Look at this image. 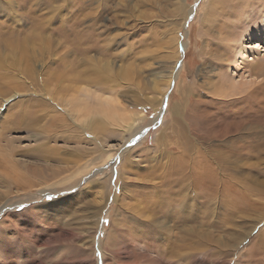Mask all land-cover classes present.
Listing matches in <instances>:
<instances>
[{
    "label": "rangeland",
    "instance_id": "1",
    "mask_svg": "<svg viewBox=\"0 0 264 264\" xmlns=\"http://www.w3.org/2000/svg\"><path fill=\"white\" fill-rule=\"evenodd\" d=\"M108 1L0 0V264H264V0Z\"/></svg>",
    "mask_w": 264,
    "mask_h": 264
},
{
    "label": "bare ground",
    "instance_id": "2",
    "mask_svg": "<svg viewBox=\"0 0 264 264\" xmlns=\"http://www.w3.org/2000/svg\"><path fill=\"white\" fill-rule=\"evenodd\" d=\"M110 1V0H109ZM109 1L106 3V8H108L107 7V5L109 4ZM233 1V0H232ZM237 1H240V4L241 5H243V0H237ZM247 1V0H246ZM263 1V0H262ZM111 2V1H110ZM248 2H250V4H252V6H251V10H250V14H251V12H253V6L255 5L254 4V1L253 0H248ZM238 3V2H237ZM246 3V2H245ZM258 3H259V1H258ZM261 3V2H260ZM263 3V2H262ZM261 3V4H262ZM264 4V3H263ZM104 6V7H105ZM259 7H261V6H259ZM105 8V9H106ZM260 10L262 9V8H259ZM262 11V10H261ZM264 12V11H263ZM260 13V12H259ZM91 14H83L82 15V17H81V21H83L86 17H88V16H90ZM256 16V15H255ZM262 17V16H261ZM250 18V15H247V16H245L244 17V22L246 21V20H248ZM253 18V17H252ZM98 20V17H95V18H92V23L89 25V27H88V29L86 30V31H90V32H92V33H94V32H96L94 35H98L99 34V32H97V28H96V21ZM243 21V20H242ZM80 23L81 22H79V24H78V22H73V23H71V25H70V30L71 31H75V33L76 32H81V31H77L78 30V27H79V25H80ZM73 26V27H72ZM237 26V25H236ZM235 26V27H236ZM85 31V32H86ZM83 33V32H82ZM260 33V30H257V31H255V32H252L251 33V35H250V38H258V37H261V34H259ZM252 44V43H251ZM183 47H184V45H183ZM53 48V47H52ZM251 48H253V49H255V47H252L251 46ZM258 49V48H257ZM78 51H81V49H78ZM259 52V51H258ZM261 52V51H260ZM61 58V57H60ZM60 58H59V60H60ZM262 59V58H261ZM62 60V59H61ZM65 61V60H64ZM263 61H264V59H263ZM262 62V61H261ZM176 63V62H175ZM256 64H257V62H255ZM259 63V62H258ZM107 64V63H106ZM106 64H104V65H106ZM186 65V64H185ZM258 65V64H257ZM109 66V65H108ZM175 66V65H174ZM184 67V66H183ZM183 67H181L182 68V70H183ZM258 68L257 69H255V70H257V72H261V73H264V62H262V63H259V65L257 66ZM103 68V67H102ZM178 68L179 69H181L180 68V63L178 64ZM253 68H254V66H253ZM185 69V68H184ZM103 70V69H102ZM181 71V70H180ZM105 73V72H104ZM106 73H108V72H106ZM173 73H174V71H173ZM30 77V75H28L27 73H25V79H23V81L25 82L28 78ZM169 80V79H168ZM26 83V82H25ZM25 83H23V84H25ZM261 83V82H260ZM234 86V85H233ZM261 86V85H260ZM155 87V86H154ZM235 87V86H234ZM242 90V89H241ZM245 90V89H244ZM243 90V91H244ZM83 92V90H80L79 92ZM154 91V90H153ZM89 91L87 90V93H88ZM252 92V91H251ZM90 93V92H89ZM88 93V94H89ZM81 95V94H80ZM84 95V94H83ZM162 96V95H161ZM76 96H74V98H75ZM79 97V96H78ZM80 97H82V96H80ZM88 97V96H87ZM82 98H84V97H82ZM79 99V101H80V98H78ZM103 102H104V104L106 105V106H110V105H115V103H114V101L113 100H109V99H104V100H102ZM109 101L112 103H110L109 104ZM77 102V101H76ZM72 103V102H71ZM71 103L69 104V105H71ZM244 103V102H243ZM72 105H74V103H72ZM77 105H78V102H77ZM65 106H67V104H65ZM105 106V107H106ZM74 107H76L75 105H74ZM74 107H72V108H74ZM79 107V106H78ZM115 107V106H114ZM112 108V107H111ZM75 109V108H74ZM106 109H108V107H106ZM74 111H77V110H74ZM162 112V111H161ZM160 112V113H161ZM106 113V112H105ZM159 113V114H160ZM76 114V113H75ZM133 133H134V131H133ZM132 134V133H131ZM130 134V135H131ZM138 134V133H137ZM134 136V135H133ZM132 136V137H133ZM134 138V137H133ZM132 138V139H133ZM257 140H258V138H257ZM258 149V148H257ZM256 149V150H257ZM123 151H126V150H123ZM122 151V152H123ZM120 154H121V152H119ZM117 155V154H116ZM49 156V155H48ZM119 157V156H118ZM229 160V159H228ZM192 163V162H191ZM190 163V164H191ZM193 163L194 164H192L191 166H189L188 167V164H186V163H182L181 165H179V168H178V170L177 171H175V172H173V175H174V177H175V180L174 181H178V179H180V178H182V179H184V178H186V183H185V185H184V187L185 188H195V187H198V186H200L201 188H202V190H203V188H205V189H208L207 190V193L209 192V189H210V193H212V192H217V190H215V189H213V187L212 186H209V185H207L210 181H215V183H216V188L217 187H219V185L220 184H222V186H221V192H225V190H227V189H231V186H232V184H233V182L235 181H233V179H229V180H225V181H222L219 177H217L216 175L215 176H213V177H211V179L212 180H209V179H203V177H201L200 175H198V174H196L195 176H194V179H191L190 178V176H191V174L192 173H195V172H197V167H198V164L195 162V161H193ZM177 168H175V169H177ZM77 169V168H76ZM87 169V168H86ZM90 170V169H89ZM89 170H88V172H89ZM96 170V169H95ZM102 170V169H101ZM8 171V170H7ZM43 171V170H42ZM3 172V171H2ZM84 172H87V170L86 171H84ZM12 173H14V172H12ZM51 173H52V171H51ZM46 174V173H45ZM82 174H85V173H82ZM92 174V173H91ZM88 175V176H92V175ZM55 177H56V173H55ZM87 177V176H86ZM156 176L154 177V179L156 180ZM84 179V178H83ZM122 180H124V179H122ZM153 180H151V182H152ZM50 182V181H49ZM86 182V181H85ZM90 182V181H89ZM237 183H240L241 184V180H237L236 181ZM88 183V182H87ZM91 183V182H90ZM100 183V182H99ZM57 184V183H56ZM55 184V185H56ZM79 184V183H78ZM77 184V185H78ZM89 184V183H88ZM153 185V184H152ZM151 185V186H152ZM177 185H178V183H177ZM59 186V185H58ZM235 186H237V184H235ZM260 186L261 187H263V189H264V183H261L260 184ZM100 187H102V186H100ZM123 189H124V187H123ZM71 190V189H70ZM231 191H233V190H229L228 192H231ZM5 193V192H4ZM105 193V192H104ZM4 195V194H3ZM85 195V194H84ZM131 195V194H130ZM212 199L214 198V197H211ZM52 199H54V198H52ZM165 200H166V198H165ZM91 201V200H90ZM124 201H126V200H124ZM185 204H186V206H188L189 207V197H188V195H186L185 194ZM208 201H211L210 200V198L208 199ZM96 202V201H95ZM160 203V202H159ZM162 203V202H161ZM163 204V203H162ZM162 204H160V205H162ZM91 205V204H90ZM102 205V204H101ZM104 206H106V205H104ZM157 206L159 207V205L157 204ZM3 207V206H2ZM100 207H102V206H100ZM161 207V206H160ZM162 207H163V205H162ZM104 208V207H103ZM128 208V207H127ZM185 208V207H184ZM7 210V208H2V209H0V214H2V212L4 211V210ZM150 209V208H149ZM158 209V208H157ZM162 209V208H161ZM186 209V208H185ZM26 210V209H25ZM28 210H29V208H28ZM33 210V209H32ZM199 212H201V214H202V212H203V208H201V206L199 207ZM235 211V210H234ZM28 212V211H27ZM63 212V211H62ZM155 212H157V210H155ZM26 213V212H25ZM145 213H147L146 211H145ZM148 213H150L151 214V212H148ZM160 213V212H159ZM186 213V212H185ZM13 214V217L15 216L14 214L15 213H12ZM27 214V213H26ZM157 214L158 213H156L155 215L157 216ZM23 215V214H22ZM98 215H100V214H98ZM149 215V214H148ZM152 215V214H151ZM179 215V214H178ZM154 216V215H153ZM152 216V217H153ZM177 216V215H176ZM175 216V217H176ZM15 217H17V216H15ZM52 217V216H51ZM151 217V216H150ZM6 219V218H5ZM68 219V218H67ZM176 219H178V218H176ZM180 219V218H179ZM52 220V219H51ZM12 221V220H11ZM71 221H73V220H71ZM176 221V220H175ZM177 221H179V220H177ZM113 223V222H112ZM116 223V222H115ZM8 224H10V223H8ZM117 224V223H116ZM2 225H4V224H2ZM115 225V224H114ZM96 227V226H95ZM94 227V228H95ZM26 228V227H25ZM92 229V228H91ZM253 229V228H252ZM251 229V230H252ZM1 230V229H0ZM251 230L246 234V236H245V233L243 232L241 235L243 236V237H241L240 239H238L237 240V243L235 244V246L234 247H236L235 249H237V248H239V244L240 243H242L241 242V240L243 241L246 237H248L249 236V234H250V232H251ZM5 233V232H4ZM200 234V233H199ZM239 234H240V232H239ZM4 235V234H3ZM79 235V234H78ZM108 236V235H107ZM206 237V236H205ZM233 237V236H232ZM29 238V237H28ZM44 238V237H43ZM107 238V237H106ZM170 239V238H169ZM173 240V239H172ZM191 240V239H190ZM257 240L258 241H261V240H264V229L261 231V232H259V234H258V237H257ZM177 241V240H176ZM175 242V241H174ZM36 243V242H35ZM34 243V244H35ZM48 243V242H47ZM106 243V242H105ZM232 243H234V241H232ZM196 245V244H195ZM171 246V245H170ZM189 247V246H188ZM242 247H244V245L242 246ZM3 248V247H2ZM100 248H101V246H100ZM171 248V247H170ZM177 248V247H176ZM181 248V247H180ZM259 248H261V246L256 242V240H251L250 242H249V244L246 246V247H244L243 249L245 250L244 251V253L245 252H247V253H249V252H252V250L254 249V252H256L257 250L256 249H259ZM243 249H241V250H243ZM31 250V249H30ZM240 249H239V252H238V259H240V258H242L243 257V254H242V251H241ZM105 251H107V250H105ZM175 251V250H174ZM225 251V250H224ZM186 252V251H185ZM84 253V252H83ZM172 254V253H171ZM18 259V258H17ZM5 260V259H4ZM1 261V260H0ZM3 261V260H2ZM13 261H15V260H13ZM5 262H7V261H5ZM5 262H3V263H5ZM1 263V262H0ZM25 264V263H24ZM30 264V263H29Z\"/></svg>",
    "mask_w": 264,
    "mask_h": 264
},
{
    "label": "snow or ice",
    "instance_id": "3",
    "mask_svg": "<svg viewBox=\"0 0 264 264\" xmlns=\"http://www.w3.org/2000/svg\"><path fill=\"white\" fill-rule=\"evenodd\" d=\"M244 43H245V41H244ZM262 45H264V44H262V43H254V44H251L250 46L258 48V47H261ZM225 103H230V102L225 101ZM24 207H27V208H30V209L34 208V206H32V205H27V206H24ZM17 234H19V233L17 232Z\"/></svg>",
    "mask_w": 264,
    "mask_h": 264
}]
</instances>
